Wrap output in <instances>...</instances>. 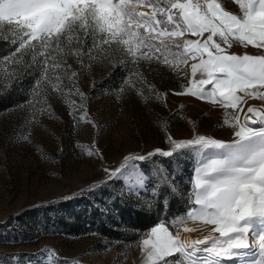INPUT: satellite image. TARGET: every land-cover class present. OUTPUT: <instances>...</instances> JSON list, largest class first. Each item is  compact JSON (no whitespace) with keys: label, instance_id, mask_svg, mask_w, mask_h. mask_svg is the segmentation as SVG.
<instances>
[{"label":"snow or ice","instance_id":"6c2138e0","mask_svg":"<svg viewBox=\"0 0 264 264\" xmlns=\"http://www.w3.org/2000/svg\"><path fill=\"white\" fill-rule=\"evenodd\" d=\"M231 2L239 6V13L229 11L220 0H0V35L10 34L11 44L18 45L3 59L15 58L14 63L38 71L29 99L15 107L35 109L41 101L47 104L48 88L63 94L61 73L75 87L78 73L68 63L71 57L82 70L90 61L127 69L118 93L132 89L143 96L141 86L154 92L140 68L156 65L187 80L182 91L174 94L232 110L225 112L220 125L232 129L231 140L195 135L177 141L169 135V150L126 156L118 167L104 169L103 183L81 189V194L99 192L114 180H124V187L111 197L123 202L126 195L139 196L145 189L147 177L134 161L150 162L158 156L178 163L194 158L183 197L186 211L161 219L139 241L145 264H264V54L228 51L235 44L264 49V0ZM26 56L30 61H25ZM75 94L80 107L86 108L88 98L78 87ZM154 94L161 99L159 92ZM248 99L261 103L248 105L245 111ZM74 106L75 101H70V115L85 119L86 111L76 117ZM87 154L100 155L92 150ZM176 175L173 169L160 181L168 185L167 191L162 192L159 184L152 186L144 202L148 210L156 200L160 211L167 212L169 197L178 191ZM189 220L215 227L204 239L181 240V226ZM44 251L51 264L54 250Z\"/></svg>","mask_w":264,"mask_h":264},{"label":"rangeland","instance_id":"374dc122","mask_svg":"<svg viewBox=\"0 0 264 264\" xmlns=\"http://www.w3.org/2000/svg\"><path fill=\"white\" fill-rule=\"evenodd\" d=\"M220 2L229 11L239 13V6L231 0ZM11 39L10 34L0 35V93L17 81L21 70L29 75L30 82L22 89L20 100L0 110V264H48L45 249L54 250L51 264H73L74 261L78 264H145L139 241L151 227L138 234L131 233V240L123 241L98 234L88 223L83 231H71L58 219L63 218L68 225L77 215L83 218L89 206L99 208L102 215H105L102 207L112 210L104 193L119 191L124 187V180H114L99 192L81 194V189L103 183L104 169L118 167L126 156L147 155L156 149L169 150V135L177 141L189 140L195 135L231 140L232 129L220 125L225 112L232 110L191 95L174 94L182 91L181 85H186L187 80L156 65L142 64L140 71L154 92L161 94V99H156L146 86H141L143 96L132 89L118 93L116 89L127 69L90 61L82 70L71 57L68 63L78 73L75 87L88 98L86 108L80 107V97L63 73V94L53 93L48 88L47 104L41 101L35 109L31 105L15 107L29 99L38 71L14 63L15 58L3 59L10 57L18 46L11 44ZM228 51L236 55L264 54V49L252 45L235 44ZM24 59L30 61V56ZM183 67L190 72L187 66ZM70 101H75L72 110L76 117L86 111L85 119L70 115ZM48 105L50 110H46ZM88 150L100 155L89 156ZM158 158L133 163L143 172L145 167L151 169L154 163L156 166ZM179 162L192 175L194 158ZM153 185L156 183L147 178L139 196L128 195L139 207L148 210L144 202L150 198ZM104 221L116 234L120 232L109 220Z\"/></svg>","mask_w":264,"mask_h":264},{"label":"trees","instance_id":"16d2710c","mask_svg":"<svg viewBox=\"0 0 264 264\" xmlns=\"http://www.w3.org/2000/svg\"><path fill=\"white\" fill-rule=\"evenodd\" d=\"M2 47L0 46V52ZM30 82L29 75L27 76L23 70L20 71L17 76V81H13L10 85L0 93V110L11 106L23 96L22 89ZM183 162V161H182ZM182 162L172 163L170 158L159 157L156 166L153 164L150 167H145L143 173L147 178L152 179L156 185L159 184L160 190L167 191L168 185L160 183L165 175H171L173 169L176 170L177 175L175 177L178 184V191L175 195L169 197V207L167 212L162 213L159 208V204L156 200H153V207L150 210H144L139 207L138 203L133 200V197L126 195L122 202L120 198L115 200L111 199L115 191L104 193L109 199V206L112 210L107 214L102 215L99 208L89 206L84 211V216L73 217L72 222L64 223L63 218H59L58 222L71 229V231H83L86 228V223L93 226L96 232L107 238L117 237L123 241L131 240V233L138 234L141 230L150 228L157 224L161 219H168L170 217L182 214L186 211V201L183 198L189 185L188 179L191 176L190 171ZM183 172H180V169ZM113 211L115 212L113 214ZM61 219V220H60ZM104 220L109 222L120 229V232L116 234L114 230L107 227ZM45 225H48L47 223ZM69 226V227H68Z\"/></svg>","mask_w":264,"mask_h":264},{"label":"bare ground","instance_id":"6f19581e","mask_svg":"<svg viewBox=\"0 0 264 264\" xmlns=\"http://www.w3.org/2000/svg\"><path fill=\"white\" fill-rule=\"evenodd\" d=\"M261 102H256L255 100H251L248 99L247 105H244L245 111L248 105H256L257 107H259ZM241 116L244 115V113H240ZM249 116H251V114H248ZM187 227V228H191L193 229V231L191 232H184L183 228ZM215 226H206L203 225L202 223L199 222H195V221H189L186 224L181 226L180 229V238L181 240L187 239V240H196V239H204L205 236L208 235L209 231L214 228ZM213 236L218 237L219 233H212ZM203 247V246H201ZM227 264V262H226Z\"/></svg>","mask_w":264,"mask_h":264}]
</instances>
